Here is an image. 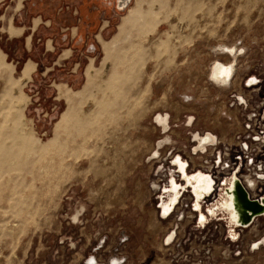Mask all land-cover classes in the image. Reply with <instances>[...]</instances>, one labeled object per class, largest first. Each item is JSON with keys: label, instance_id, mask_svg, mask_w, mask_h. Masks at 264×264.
<instances>
[{"label": "rangeland", "instance_id": "374dc122", "mask_svg": "<svg viewBox=\"0 0 264 264\" xmlns=\"http://www.w3.org/2000/svg\"><path fill=\"white\" fill-rule=\"evenodd\" d=\"M25 1L0 0V54L14 78L25 63L35 65L25 86L17 85L14 92L18 99L25 95L21 120L32 139H27L26 150L14 166L0 164V264H84L91 256L98 264H106L110 256L119 257L124 264H245L226 256L229 244L223 225H209L203 231L187 225L185 218L181 222L158 220L155 199L165 178L157 169L169 166L171 152L186 159L183 154L190 150L196 133H212L227 146L236 142L235 113L225 104L226 89L211 85L206 73L216 56L213 47L237 45L247 50L255 43L264 48V0H145L140 20L126 33L127 39L124 36L117 44V54L110 62V75L120 78L97 80V93L80 106L87 109L106 98L100 89L114 90L112 100L132 104L129 115L124 116L125 127L109 123L105 115L97 116L98 121L94 117L88 131L77 133L73 150L70 146L68 162L74 165L64 175L58 168L60 140L53 137L66 107L58 91L80 90L90 61L99 68L101 40L112 38L120 17L133 7L134 0L125 11L112 16L101 34L89 38L94 50L87 49L86 38L84 49L75 54L71 47H56L51 41L48 47L45 39L50 36L41 35V30L37 36L25 18L11 21L15 28H23V37H10L3 31ZM25 26L29 29L24 30ZM64 50L68 55L59 59ZM124 56H131V61L123 60ZM224 56L217 55L219 62L228 61ZM246 63L249 61L242 55L237 71H244ZM124 65L131 69L126 95L124 85L119 84L127 70ZM61 70L65 74L53 76ZM0 92L3 105L7 99L1 84ZM157 114L169 117L166 133L153 120ZM5 115L1 111L3 127L7 125ZM189 117L192 126H187ZM114 128L113 140L109 132ZM165 136L169 141L159 149L160 157L148 160L152 147ZM256 226L263 233L264 219ZM169 232L175 240L166 245ZM237 246H230V252Z\"/></svg>", "mask_w": 264, "mask_h": 264}, {"label": "bare ground", "instance_id": "6f19581e", "mask_svg": "<svg viewBox=\"0 0 264 264\" xmlns=\"http://www.w3.org/2000/svg\"><path fill=\"white\" fill-rule=\"evenodd\" d=\"M144 1L145 0H134L133 7L127 10L125 15L120 17V22L118 23L116 28L117 31L109 41H103L100 39L102 53H103L102 61H100L101 63L99 68H95L92 61H90V63L85 67V71L83 72L85 81L82 88L76 92L70 91L69 89L67 90L61 89L60 91L59 90L60 86H58L57 88L59 90V91L57 90L59 94L56 93V95L58 94L62 96L66 106L56 122V126H55L56 131L55 130L54 131L57 132V135L56 137L53 136L55 139L58 138L60 140L59 145L61 147V150L60 153H58L59 154L58 156L60 157V166H58V168L60 167L62 169V173H61L62 175L65 174L64 172L67 169H69L74 165L68 162V157L70 156L68 150L71 149L70 148L71 145H72L71 150H73L74 144H76L75 137L78 136L77 133L79 131L80 132L82 131V133H84L83 131L87 130L88 125L91 123L94 117L96 119L97 116L105 115L108 118L109 123L115 122L116 123L115 125H119V126L121 125L125 127V125H122L125 122L124 116H126L127 114L129 115V111L132 104L130 103V101L127 102L125 98H124L125 101L117 102L112 100L110 96H113V94H115L116 91L112 93L114 90L109 91L105 89H100L99 90L100 93H102V95H105L106 98H104L99 103H94L93 106L89 105L90 107H87V109H82L80 106L87 104V102L90 101L89 98L92 97L93 93L95 92L97 93V89H96L97 80L106 79V77L111 78L114 76L115 79L120 78L118 74L110 75L111 74V72L109 73V70L111 68L110 62L114 59V54L116 53L115 51L117 44L120 41H122V38H124V36L127 39L128 35L126 37V33H128V31H131L133 28H135L137 22L140 20L138 19V16L141 11L140 6L144 3ZM37 23H38L37 20L33 21V25H32L33 29L36 28ZM3 31L10 37H18L21 35V29H17L13 27V25H11L10 20L8 26ZM29 40H30L29 37H27L26 43H28ZM48 47H49V43H48ZM212 50L214 56L215 55L216 56L215 58H213V60L209 65V68L206 73V78L208 82L211 85L215 86L216 88L227 90L231 86L230 78L237 71L239 58L243 55L245 49L239 48V46L237 45L228 46V47L225 45H219L218 48L216 46L213 47ZM68 52H69L68 50L63 51L59 56V59L67 56ZM222 54L228 57V61L226 59L224 63L219 62V58L217 57V55H222ZM130 58L132 57L126 56L124 59L123 58L122 59L128 61L130 60ZM9 67L10 65L5 61L4 55L0 54V84L2 85L3 96L5 99H7V102L5 104L2 105L0 103V113L3 110L6 111V115L4 118L6 119L5 122L8 125V127L7 125L6 127H3L0 124V164L5 165V163H7L8 166L10 167V166H14L16 162V158L22 156L21 153L26 150L25 144L27 143V139H32V137L30 136L31 131L27 128V125L24 122H22L23 120L22 112L26 104L25 95L23 94V96H21L19 99L18 97L16 98L14 96L16 95L15 87L17 90V85L22 86L31 78V74L35 69V65L31 63V61L25 63V65L23 66V68L21 69V71L19 72L16 78L12 76L13 75L11 74L12 69H10ZM124 69H125V65H124ZM126 69H125L126 71L122 75L123 78L120 79L121 81L119 82V84L124 85L125 87V91H123L124 94L130 92V88L128 87L130 83V78H129L130 76L129 71L131 70L130 66L127 65ZM114 82H110V83H114ZM130 114H132L131 115L132 117L136 115L135 113H134L135 115H133V113ZM137 114L139 115V113ZM96 120L98 121V117ZM153 120L155 124L159 126L162 132L166 133L169 125L168 115L157 114ZM192 120H193L192 117L187 118V126L191 125ZM128 123L130 122H126V124ZM68 130H70L69 134L67 133ZM116 130L117 128H114L112 132H109V137L113 138V140L116 138L114 134ZM72 135L73 138L70 139L71 140L70 142L67 143L66 140L64 141L65 137L68 136L71 137ZM55 139L53 140L55 141ZM192 139L193 140L190 142L192 143V145L190 146V150L188 151V153H184L183 155H185L186 158H189V160L192 161H194L193 158H195L196 161L198 162L197 167L201 168V170L198 169V171L188 172L187 171L188 162L186 161V159H184L181 155H177L176 153H172V152L170 153L169 166L166 168L164 165H161L157 169L161 171L162 174H164L163 178H165L164 184L162 186H159L158 188L159 195L155 199L158 204L157 216H159V212L161 211L163 220L169 218L172 215L170 213L174 211L175 206L179 204H183V202L180 201L182 197L186 196V199L189 200L191 203L189 205L191 211L193 209L195 213L194 218L196 221V225L198 227H203L208 221L211 220L215 222H223V227L225 228L226 234L228 235L227 238L229 240L228 243L231 246L235 244L236 241H238L240 238L239 233H237L238 231L236 229L237 227H243L244 229H247L248 227L252 226L250 229V233L245 234V232H243V237H241L243 245L247 246L248 249H250L251 253H259L261 255H264V241L262 242V240H264V230L263 233L260 234L256 228L257 227L256 222H258L259 219L253 222L254 225H244L249 223L254 218V216H252L250 213H247L242 208V202L239 200V197L237 196V190L239 184L237 182L235 183V181H233L232 183L230 180L225 179L224 187H220V189L216 191V194H214V196L212 197L213 200L209 199L213 194L212 180L209 177L205 176L204 175L205 173L202 170L211 168L209 164V158L215 156V152H214L215 148L213 147H216L217 145V138L211 133L207 132L201 134L196 133L192 136ZM168 141L169 138L165 136L162 141L157 142L155 146L152 147V150L149 153L148 160L158 159L160 157L159 149L162 148V145H165L166 142ZM31 142L33 141L31 140ZM40 148L46 149L43 146H41ZM27 157L28 156H26V159H30ZM179 162L182 164L183 168L180 167ZM257 168L260 169L261 165H259ZM258 177L262 178L261 174L259 172L256 173V171L254 176L246 175L244 177L245 185L252 191L253 195H255L256 192L255 183ZM153 185L157 186L156 183H154ZM175 194H177V199L175 201L170 202L171 197L174 196ZM260 196L262 198L259 201L260 203V205H258L259 208H256L255 211H253V213L258 211L261 214L260 215L261 217L264 211V196L263 195ZM246 201H249V199H247L245 195L244 202ZM203 205L205 206L206 211L202 210ZM243 206L244 208H247L246 204H244ZM173 236L174 233H170V232L165 236L166 245H169ZM230 246H227L226 253L230 252ZM233 257L234 256L231 257V260L234 259ZM84 264H98V263L95 257L91 256L86 259ZM106 264H123V261H121V259L117 256H110ZM255 264H264V258H262L261 263H255Z\"/></svg>", "mask_w": 264, "mask_h": 264}, {"label": "built area", "instance_id": "2783aa9c", "mask_svg": "<svg viewBox=\"0 0 264 264\" xmlns=\"http://www.w3.org/2000/svg\"><path fill=\"white\" fill-rule=\"evenodd\" d=\"M243 56L247 57L249 64L244 71H236L231 76V86L225 94V104L235 113L236 142L231 141L230 145L227 146L217 141L216 147H213L216 150H214L215 156L209 158L211 168L202 171L205 176L212 180L213 194L209 198L210 200H213L212 197L220 187H224V180L227 179L232 183L235 181L239 184L249 202L260 205L259 201L262 198L260 195L264 196V48L255 43L251 44L243 53ZM186 161L188 162V172L201 170L197 167L198 162L195 163L189 158H186ZM259 165H261L260 169L257 168ZM255 171L256 173L259 172L262 178L258 177L256 179V192L253 195L252 191L245 185L244 177L246 175L254 176ZM180 202H183V204L176 205L174 211L170 213L172 215L166 220L171 219L172 221L181 222L185 218L187 225H196L195 213L189 207L190 201L185 196L182 197ZM202 210L206 211L204 205ZM246 212L254 216V220L252 219L244 225H254L255 220L264 219V211L261 217L259 212L252 213L248 210ZM157 218L164 221L161 211ZM209 225H223V222L208 221L202 227V230L210 228ZM251 227L247 229L243 227L236 228L240 238L235 245L239 244L240 247L237 246L235 251L226 254L229 259L234 256L233 260L237 263L244 261L245 264H255V262L264 258V255L259 253H251L250 249L243 245L241 239L243 232H247ZM208 231L210 232V230ZM227 238L228 235L226 234L225 239L229 241ZM174 240L175 235L169 244L171 245Z\"/></svg>", "mask_w": 264, "mask_h": 264}, {"label": "flooded vegetation", "instance_id": "af4514ba", "mask_svg": "<svg viewBox=\"0 0 264 264\" xmlns=\"http://www.w3.org/2000/svg\"><path fill=\"white\" fill-rule=\"evenodd\" d=\"M127 1L129 0H30L27 16L39 17L47 24L45 29H41V35L54 36L52 34L56 32L55 37H58V40L54 41V46L85 47L86 41L82 35L87 33V49L92 51L94 45L89 38H92L94 23L101 19L111 20L112 16L119 12L117 8L122 9ZM75 17L78 18L79 24L74 29ZM72 29L75 30L76 39L70 42L74 38ZM179 165L183 168L180 162ZM176 199L177 194L171 197L170 202Z\"/></svg>", "mask_w": 264, "mask_h": 264}, {"label": "crops", "instance_id": "0c3cea01", "mask_svg": "<svg viewBox=\"0 0 264 264\" xmlns=\"http://www.w3.org/2000/svg\"><path fill=\"white\" fill-rule=\"evenodd\" d=\"M29 4H30V0H27V1H25V4H24V8L22 7V9H19L16 13H14V14H16V16L14 17V18H11V20H10V22L12 21L13 23H14V21L17 19V21H19V22H21L20 20L23 18H25V21L27 22V25L28 24H33V21H35V20H39L38 21V24H37V26H36V28L35 29H33L32 30V28H31V31H34V30H36V32H35V34L37 35V36H39V32H40V30L41 29H45L46 28V26H47V24L46 23H44L43 24V21H41V19L39 18V17H31L30 19H29V16H27V13H28V6H29ZM26 7V8H25ZM19 18V19H18ZM9 21V20H8ZM42 22V23H41ZM104 22H106L107 23V26L105 27H103V23ZM108 23H109V21L108 20H105V19H101V20H98V21H96L95 23H94V32H93V35H92V38H94L95 39V37H96V32H97V34H101V31H103V30H105L107 27H108ZM79 24V20H78V18L77 17H75V21H74V23H73V28L75 29L76 28V26ZM11 25H12V23H11ZM45 25V26H44ZM7 26H8V22H7ZM14 27V26H13ZM26 27V26H25ZM17 29H21V35L20 36H18V37H23V28H17ZM26 29H29V27H26V28H24V30H26ZM74 29H72V30H74ZM25 33V32H24ZM71 33H72V37L74 36V34H75V31L73 32V31H71ZM36 36V37H37ZM83 36V38H85L86 39V37L88 36V34L87 33H85L84 35H82ZM43 37V36H42ZM91 37V36H90ZM32 38V37H31ZM41 39H43V38H41ZM45 39V38H44ZM76 39V36H74V38L72 39V40H70V42H73L74 40ZM45 40H49V44H50V41L54 44V41L56 40V37L55 36H50L49 38H46ZM82 41V40H81ZM84 44H85V42H84ZM51 46V45H50ZM66 47H71V49L73 50V51H71V52H73V54H75V53H77V52H80V51H82L83 49H84V47H81V48H75V47H72V46H66ZM76 50V51H75ZM72 56H74V55H72ZM60 70V69H59ZM55 74V75H54ZM53 74V76L54 77H60V76H62L63 74H65V71H56V73H54ZM41 79V78H40ZM78 79H79V77H78ZM77 79V80H78Z\"/></svg>", "mask_w": 264, "mask_h": 264}, {"label": "water", "instance_id": "95a60500", "mask_svg": "<svg viewBox=\"0 0 264 264\" xmlns=\"http://www.w3.org/2000/svg\"><path fill=\"white\" fill-rule=\"evenodd\" d=\"M131 2H132V0L127 1L123 5V8L122 9L117 8L118 11L119 12L125 11L130 6ZM237 196L239 197V200L242 202V208L245 211L248 210V211H251L253 213V211H255L256 208H259V206L256 203H254V202H249V201L244 202L245 201V193H244L243 189L240 186H238ZM244 204H246V207L248 209L247 208H244V206H243ZM254 213H256V212H254Z\"/></svg>", "mask_w": 264, "mask_h": 264}]
</instances>
